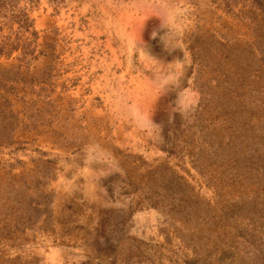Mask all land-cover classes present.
<instances>
[{
  "label": "rangeland",
  "instance_id": "rangeland-1",
  "mask_svg": "<svg viewBox=\"0 0 264 264\" xmlns=\"http://www.w3.org/2000/svg\"><path fill=\"white\" fill-rule=\"evenodd\" d=\"M0 264H264V0H0Z\"/></svg>",
  "mask_w": 264,
  "mask_h": 264
}]
</instances>
